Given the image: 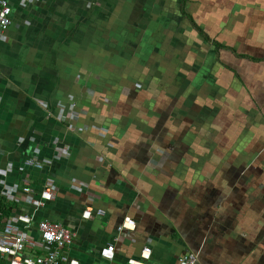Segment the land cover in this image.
Instances as JSON below:
<instances>
[{
  "label": "crops",
  "instance_id": "crops-1",
  "mask_svg": "<svg viewBox=\"0 0 264 264\" xmlns=\"http://www.w3.org/2000/svg\"><path fill=\"white\" fill-rule=\"evenodd\" d=\"M9 2L0 195L11 214L34 213L25 179L38 194L51 181L35 223L73 230L80 264H126L145 244L162 264L188 252L264 264V0ZM72 106L68 129L57 115ZM87 208L105 213L83 218ZM127 215L137 227L106 260Z\"/></svg>",
  "mask_w": 264,
  "mask_h": 264
},
{
  "label": "built area",
  "instance_id": "built-area-1",
  "mask_svg": "<svg viewBox=\"0 0 264 264\" xmlns=\"http://www.w3.org/2000/svg\"><path fill=\"white\" fill-rule=\"evenodd\" d=\"M32 2L36 0H23ZM12 23V6L9 0H0V36H2ZM75 106V105H74ZM80 113L69 109L68 113L61 111L57 118L67 123L68 129H73L76 125L74 121L79 119ZM52 159L45 157L43 160L32 158L27 160V164L42 168L46 164H51ZM22 199L32 203L34 213L32 214H11L6 218L3 228L0 230V259L8 256V264H80L77 257L69 253L76 233L60 222H55L49 218H41L35 223V215L45 203L54 198L53 183L47 182L38 194L31 187L28 179L24 180ZM97 214H104V209L98 208L95 211L87 208L83 211V218H91ZM39 232V238L30 234L33 228ZM137 227L136 220L131 216H125L116 227L117 234L112 240L101 249V256L109 261L115 257L116 243L120 240V235L127 231H134ZM29 250L30 252H28ZM153 248L150 244H145L137 257H130L128 264H162L152 257ZM177 264H199L197 252H188L178 258Z\"/></svg>",
  "mask_w": 264,
  "mask_h": 264
},
{
  "label": "trees",
  "instance_id": "trees-1",
  "mask_svg": "<svg viewBox=\"0 0 264 264\" xmlns=\"http://www.w3.org/2000/svg\"><path fill=\"white\" fill-rule=\"evenodd\" d=\"M10 201H8L5 197L0 195V229L2 228L3 224L5 223L3 221L4 217H8L12 213Z\"/></svg>",
  "mask_w": 264,
  "mask_h": 264
},
{
  "label": "rangeland",
  "instance_id": "rangeland-1",
  "mask_svg": "<svg viewBox=\"0 0 264 264\" xmlns=\"http://www.w3.org/2000/svg\"><path fill=\"white\" fill-rule=\"evenodd\" d=\"M262 158H264V155L262 156ZM255 166L257 167V166H263V165H262V164H257V165H255ZM255 166H254V167H255ZM126 264H128V259H126Z\"/></svg>",
  "mask_w": 264,
  "mask_h": 264
}]
</instances>
